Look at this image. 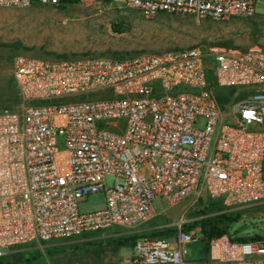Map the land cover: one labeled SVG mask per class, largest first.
Segmentation results:
<instances>
[{
	"label": "built area",
	"instance_id": "built-area-1",
	"mask_svg": "<svg viewBox=\"0 0 264 264\" xmlns=\"http://www.w3.org/2000/svg\"><path fill=\"white\" fill-rule=\"evenodd\" d=\"M34 1L60 0L0 6ZM260 1L112 0L147 19L169 13L213 21L253 17ZM11 67L18 104L0 110V256L88 233L138 232L187 200L194 210L220 201L230 214L264 204L263 47L125 58L19 54ZM231 89L234 96L254 91L222 105L219 92ZM101 193L103 209L81 211ZM200 219L185 215L154 228L176 234L138 240L120 264H264V234L242 242L231 231L210 240L204 261L186 260V245L203 238L188 230Z\"/></svg>",
	"mask_w": 264,
	"mask_h": 264
},
{
	"label": "rangeland",
	"instance_id": "rangeland-1",
	"mask_svg": "<svg viewBox=\"0 0 264 264\" xmlns=\"http://www.w3.org/2000/svg\"><path fill=\"white\" fill-rule=\"evenodd\" d=\"M121 21L125 22L127 32L117 33L115 29ZM196 46L264 48V1L257 3L255 16L226 21L169 13L147 19L137 10L106 0H80L61 6L37 1L25 7L0 6V110L18 104L11 64L13 57L19 54L32 58H125L141 52L156 53ZM251 91L254 90L239 91L232 99L237 102L239 95ZM114 182L113 177H107L109 187ZM205 202L197 204L195 210L192 200L167 208L165 214L142 225L138 232L116 231L124 235L159 232L154 228L173 225L185 215L190 219L202 218L200 220L216 216L213 210L206 209L209 201ZM105 203V195L96 194L83 202L80 209L82 212L101 210ZM231 215L240 216L230 228L231 235L234 232H239L238 236L242 237L264 234V204ZM194 228L201 231L203 238L186 245V260L201 262L206 259L205 248L209 244L202 227L195 225L189 230ZM115 237L118 236H113V231L88 233L47 246L17 247L0 256V264H120L121 257L129 253V249L115 253L112 242ZM29 248L36 252L27 259L22 253Z\"/></svg>",
	"mask_w": 264,
	"mask_h": 264
},
{
	"label": "trees",
	"instance_id": "trees-1",
	"mask_svg": "<svg viewBox=\"0 0 264 264\" xmlns=\"http://www.w3.org/2000/svg\"><path fill=\"white\" fill-rule=\"evenodd\" d=\"M80 0H60L59 1V6L69 4V3H77ZM107 2H110L112 0H106ZM117 33H124L127 32V28L125 27V22L121 21V23L118 24V27L115 29ZM61 58H67L66 56H61ZM208 82L210 84V87H214V79L211 75L208 76ZM236 90L231 89L228 90L227 94H221L218 96V100L222 105L228 104L231 100L232 97L235 95ZM251 93H243L239 95V97L236 99V101H243L246 100ZM206 209H211L216 213V216L207 218L205 220H200L198 222H195L193 225L188 227V230L190 228L195 227V225H200L203 230V234L206 235L207 237V244H209L210 240L213 238H217L220 236H223L225 234L230 233V228L233 226L234 223L238 222L240 220V216L233 217L230 213H222L226 210L225 206L222 204L220 201H209L208 208ZM205 212V211H204ZM222 213V214H219ZM203 214V213H202ZM157 231H151L147 233H142V234H125L121 235L115 238L112 242L114 244V252L117 253L118 251L128 248L131 250L136 242L142 238H171L176 234V230L173 229H165V230H158ZM239 232H234L233 234V239L246 242L249 240H254L255 237H259V235H256L255 237H242L238 236ZM44 246H47V244H43ZM209 247V245H208ZM205 248L206 255L208 254L209 248ZM30 250L23 251V255L27 257V259L34 254L36 251H33L31 248Z\"/></svg>",
	"mask_w": 264,
	"mask_h": 264
}]
</instances>
